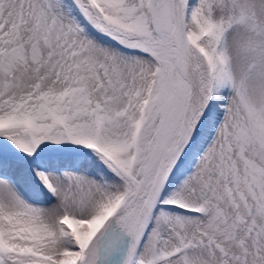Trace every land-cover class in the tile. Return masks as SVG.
I'll return each mask as SVG.
<instances>
[{
  "label": "snow or ice",
  "instance_id": "1",
  "mask_svg": "<svg viewBox=\"0 0 264 264\" xmlns=\"http://www.w3.org/2000/svg\"><path fill=\"white\" fill-rule=\"evenodd\" d=\"M0 264H264V0H0Z\"/></svg>",
  "mask_w": 264,
  "mask_h": 264
}]
</instances>
